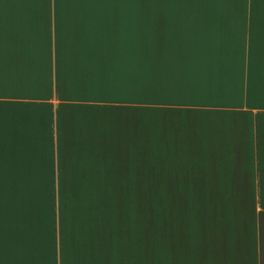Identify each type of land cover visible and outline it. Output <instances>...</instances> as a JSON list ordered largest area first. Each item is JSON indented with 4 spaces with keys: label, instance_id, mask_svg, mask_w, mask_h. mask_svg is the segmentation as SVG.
Segmentation results:
<instances>
[{
    "label": "crops",
    "instance_id": "obj_1",
    "mask_svg": "<svg viewBox=\"0 0 264 264\" xmlns=\"http://www.w3.org/2000/svg\"><path fill=\"white\" fill-rule=\"evenodd\" d=\"M155 169L162 196L206 198L158 264H264V0H0V264H148L118 253L111 206L101 238L70 237L54 198Z\"/></svg>",
    "mask_w": 264,
    "mask_h": 264
},
{
    "label": "rangeland",
    "instance_id": "obj_2",
    "mask_svg": "<svg viewBox=\"0 0 264 264\" xmlns=\"http://www.w3.org/2000/svg\"><path fill=\"white\" fill-rule=\"evenodd\" d=\"M157 176L156 169L150 172L146 178V190H143L145 182L139 175L140 179L137 181L135 178L134 180L132 195L116 196L93 194L98 191L89 189L87 182L58 181V198H54V203L58 202V205L67 208V214L71 218L69 236L83 235L90 238H101L99 232L102 227L100 228V222L97 219L101 221L105 215L103 212H95L97 210L95 208L111 206L109 216L115 217L116 238L119 245L117 250L124 258L129 260L134 250L139 255H147L148 264H158V259L162 256L165 257L171 253L177 255H180L179 253L183 255L182 252L188 253L189 250L183 251V249L189 238L190 207L196 204H206V198L182 194V192H188L181 191L185 190L182 185L181 190L165 189L166 192H179L180 195L162 196L163 191H159L158 182L155 180ZM8 187L33 189L39 194L33 197V200L45 202V204H49L53 199L45 194L46 190L49 192L54 190L53 182L22 181L21 183L14 182ZM129 189L130 184L127 191ZM41 194L44 196H40ZM172 208L176 211L170 212ZM173 215L176 217L173 218ZM77 217H82V219L72 220ZM173 219L179 221L180 225H174ZM62 233L64 234V231ZM188 247L189 244L187 249ZM123 263L128 264V261L124 260Z\"/></svg>",
    "mask_w": 264,
    "mask_h": 264
}]
</instances>
